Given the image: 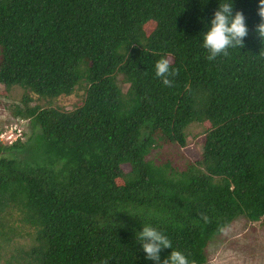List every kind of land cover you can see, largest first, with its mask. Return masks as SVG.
I'll use <instances>...</instances> for the list:
<instances>
[{
    "label": "trees",
    "instance_id": "trees-1",
    "mask_svg": "<svg viewBox=\"0 0 264 264\" xmlns=\"http://www.w3.org/2000/svg\"><path fill=\"white\" fill-rule=\"evenodd\" d=\"M216 6L0 0V98L13 100L0 105L31 126L25 141L0 142L4 264H150L133 244V214L194 264H208V245L238 218L264 230L257 2L233 0L244 46L209 60L198 38ZM160 59L168 85L154 73ZM72 95L69 109L55 105ZM189 137L196 160L151 157Z\"/></svg>",
    "mask_w": 264,
    "mask_h": 264
},
{
    "label": "clouds",
    "instance_id": "clouds-1",
    "mask_svg": "<svg viewBox=\"0 0 264 264\" xmlns=\"http://www.w3.org/2000/svg\"><path fill=\"white\" fill-rule=\"evenodd\" d=\"M206 2L207 0H202V3ZM256 2L260 22L255 26V33L261 42L264 41V0H256ZM216 3V8L198 38L201 47L208 53L209 60L217 55H226L229 49L242 48L244 38L248 35L245 16L239 10L234 11L233 0H216ZM154 73L161 78L163 84L170 83L168 76L171 72L166 59H160L155 63ZM129 216L136 217L140 223L139 231L132 229L133 244L138 245V251L143 254L145 262H150V264H194L182 251L173 248L170 238L164 231L152 223H141L136 214ZM165 249L170 251L162 257L161 253Z\"/></svg>",
    "mask_w": 264,
    "mask_h": 264
},
{
    "label": "rangeland",
    "instance_id": "rangeland-1",
    "mask_svg": "<svg viewBox=\"0 0 264 264\" xmlns=\"http://www.w3.org/2000/svg\"><path fill=\"white\" fill-rule=\"evenodd\" d=\"M78 100L75 95L60 97L55 101V105L69 109ZM0 103L13 104V100L1 97ZM202 129L200 127L191 128L190 136L197 135L200 130L203 131ZM30 130L29 121L14 119L0 105V142L2 144L10 145L18 139L25 141ZM199 148L200 146H195L193 138L189 137L185 148L163 147L153 151L151 157L157 161L168 159L176 166H183L185 159H197ZM206 258L208 264H264V230L258 223H248L244 218H238L231 226L223 230L221 235L210 242L206 249ZM0 264H4L3 259H0Z\"/></svg>",
    "mask_w": 264,
    "mask_h": 264
}]
</instances>
